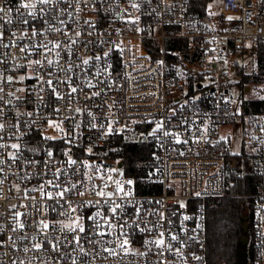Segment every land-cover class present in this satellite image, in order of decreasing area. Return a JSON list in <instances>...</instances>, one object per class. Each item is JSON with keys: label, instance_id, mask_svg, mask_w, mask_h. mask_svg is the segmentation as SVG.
I'll use <instances>...</instances> for the list:
<instances>
[{"label": "built area", "instance_id": "2783aa9c", "mask_svg": "<svg viewBox=\"0 0 264 264\" xmlns=\"http://www.w3.org/2000/svg\"><path fill=\"white\" fill-rule=\"evenodd\" d=\"M21 2L0 0V264H207V202L232 197L252 200L264 264V113L232 92L243 57L264 66V0ZM118 141L149 153L138 177L108 155Z\"/></svg>", "mask_w": 264, "mask_h": 264}, {"label": "trees", "instance_id": "16d2710c", "mask_svg": "<svg viewBox=\"0 0 264 264\" xmlns=\"http://www.w3.org/2000/svg\"><path fill=\"white\" fill-rule=\"evenodd\" d=\"M259 60L263 59V52L258 55ZM249 77L241 75L242 91L247 86ZM245 106L251 110L253 114L264 113V99H254L245 103ZM108 155L114 158H121L129 169L127 174L138 177L135 166L139 163L136 154L142 153L146 158L149 153L146 149L142 151L135 150L134 143H123L118 141L112 146ZM242 159L245 167L242 174L235 180L233 186L234 193L242 195L251 194L255 191L258 176L251 172L245 158ZM246 216L248 228L243 230V217ZM252 200L244 197L239 198H220L207 202V227H208V262L207 264H252L253 248H252ZM248 238L245 244L241 239Z\"/></svg>", "mask_w": 264, "mask_h": 264}, {"label": "rangeland", "instance_id": "374dc122", "mask_svg": "<svg viewBox=\"0 0 264 264\" xmlns=\"http://www.w3.org/2000/svg\"><path fill=\"white\" fill-rule=\"evenodd\" d=\"M239 66L242 71L238 76L234 75V82L237 84V80L241 79V75L247 76L249 77V80H247V87L250 89L247 93L246 91H242L239 87H236V89L232 91L236 97V111L241 110L242 99L250 98L251 100H254L264 98V95L262 94V92H264V80L259 77L261 73L264 77V66L262 62L257 58L247 56L239 61ZM222 132L230 136L229 138L232 141L233 148L236 149V146L241 140L240 126L238 125L236 129L231 126H226L223 127Z\"/></svg>", "mask_w": 264, "mask_h": 264}, {"label": "snow or ice", "instance_id": "6c2138e0", "mask_svg": "<svg viewBox=\"0 0 264 264\" xmlns=\"http://www.w3.org/2000/svg\"><path fill=\"white\" fill-rule=\"evenodd\" d=\"M53 2H54V0H53ZM39 3H40V4L47 5V4L49 3V0H39ZM20 6L23 7V8H29V9H30V8H35V7H36V5H35L34 3H26V2H23V0H22V2H21ZM132 7H133V8H137L138 5H136V4H132ZM3 12H5V9H4L3 7H0V13H3ZM9 12H10V10H9ZM29 15H32V13L30 12ZM229 19H231V18H229ZM9 22H10V21H9ZM24 23H28V21L25 20ZM36 34H37V32H36V30H35V28H34V26H33V35H36ZM8 46H9V45H4V47H8ZM56 47H58V45H56ZM20 51H24V49L21 48ZM105 55H107V54H105ZM97 59H100V58L97 57ZM33 63L36 64V65H39V64L41 63V61L37 60V61H34ZM51 63H52V61L49 60V61H48V64L51 65ZM84 63L87 64L88 61L85 60ZM0 75H2V74H0ZM13 79H14V78L11 77V76L7 77V80H8L9 82H12ZM23 79H24V77L22 76V77H21V80H23ZM47 83H48L49 85H52V81H51V80L47 81ZM3 91H4V89H3V88H0V92H3ZM18 91H24V89H18ZM53 91H55V88H53ZM76 91H77V89H76L75 87H73V88H72V92L75 93ZM262 99H264V98H262ZM0 111H2V110H0ZM49 126H52V125H51V122H50ZM160 127H161V125L158 124L157 127H156V129H154L153 131H154V132H155V131H158V130L160 129ZM3 128H4V125H3V124H0V130H2ZM164 135L167 136V135H169V133H168V132H165ZM0 139H3V137H0ZM45 139H52V138H51V137H45ZM179 142H180V141H179V139L177 138V143H179ZM5 146H6V145H4V144H0V148H3V147H5ZM10 147L13 148V149H18V148H19V146H18L17 144H12ZM65 154L67 155V153H65ZM52 155H53L52 152H48V156H49V157H51ZM12 158L15 159V156L13 155ZM0 163H3V161H0ZM69 163H75V161H73V160L70 159V160H69ZM50 183H51V182H50ZM131 183H132V181H128V184H131ZM73 187H75V185H73ZM42 188H43V186H41V189H42ZM66 190H67V189H66ZM118 190L123 191V188H120L119 185H118ZM81 194H82V193H81ZM129 194H130V192H126V193H125V195H129ZM98 195H100V196L103 197V196L105 195V193H104L103 191H100V192L98 193ZM108 195H111V194L109 193ZM60 196H61V198H62V197H63V193H60ZM49 198H50V199L53 198V197L51 196V194H49ZM181 206H183V205H181ZM118 207H119V205H117L116 207L113 208V212H114V213H115V211H116V208H118ZM73 211H75V210H73ZM96 215H99V213H97ZM92 219H93V222L95 223V219H94V217H92ZM18 227H21V228H22L23 225H22V224H21V225H18ZM43 227H44V228H47V227H48V224L45 223V224L43 225ZM63 227H65V228H69V229L72 230V231H76L77 228L79 229L80 232H84V231H85L83 225L80 224L79 221H77L75 225H64ZM2 230H3V229H0V231H2ZM161 235L163 236V234H161ZM172 239L175 240L176 237L173 236ZM77 243H79V239H77ZM128 243H129V241H127V240H125V241L123 242L124 245H127ZM154 243H155L158 247H160V246H162V245L164 244V240H163V239H158V240H156ZM37 248H39V245H37ZM197 259H198V257H197Z\"/></svg>", "mask_w": 264, "mask_h": 264}, {"label": "water", "instance_id": "95a60500", "mask_svg": "<svg viewBox=\"0 0 264 264\" xmlns=\"http://www.w3.org/2000/svg\"><path fill=\"white\" fill-rule=\"evenodd\" d=\"M246 90H247V88L245 89V91H246ZM243 220H244V223H243V225H242V228H243L244 231H246L247 228H248V222H247V218H246V216L243 217ZM247 241H248V238H246V237H243V238L241 239L242 244H245Z\"/></svg>", "mask_w": 264, "mask_h": 264}, {"label": "flooded vegetation", "instance_id": "af4514ba", "mask_svg": "<svg viewBox=\"0 0 264 264\" xmlns=\"http://www.w3.org/2000/svg\"><path fill=\"white\" fill-rule=\"evenodd\" d=\"M249 89H250V88H249ZM249 89H247L246 92H247Z\"/></svg>", "mask_w": 264, "mask_h": 264}]
</instances>
